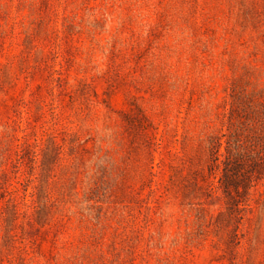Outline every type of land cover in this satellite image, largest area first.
Here are the masks:
<instances>
[{
  "label": "rangeland",
  "instance_id": "obj_1",
  "mask_svg": "<svg viewBox=\"0 0 264 264\" xmlns=\"http://www.w3.org/2000/svg\"><path fill=\"white\" fill-rule=\"evenodd\" d=\"M0 264H264V0H0Z\"/></svg>",
  "mask_w": 264,
  "mask_h": 264
}]
</instances>
